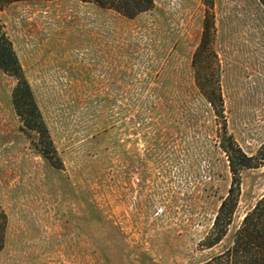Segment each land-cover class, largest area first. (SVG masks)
<instances>
[{
  "label": "rangeland",
  "instance_id": "1",
  "mask_svg": "<svg viewBox=\"0 0 264 264\" xmlns=\"http://www.w3.org/2000/svg\"><path fill=\"white\" fill-rule=\"evenodd\" d=\"M153 3L134 18L84 0L1 6L58 166L23 126L16 80L0 68V264H197L229 245L264 194V163L241 170L226 236L202 247L231 175L191 61L208 17L204 58L220 75L227 131L255 154L264 143V7Z\"/></svg>",
  "mask_w": 264,
  "mask_h": 264
},
{
  "label": "trees",
  "instance_id": "2",
  "mask_svg": "<svg viewBox=\"0 0 264 264\" xmlns=\"http://www.w3.org/2000/svg\"><path fill=\"white\" fill-rule=\"evenodd\" d=\"M17 0H0L2 5ZM93 1L102 8L111 9L125 17L134 18L149 10L153 0H84ZM264 7V0H258ZM209 5V3H208ZM211 27L205 19L200 41L194 51L191 66L194 70L193 81L198 93L210 107L214 117L218 149L225 156L231 175V182L226 195L222 198L214 215L211 227L204 239L202 247L213 248L222 242L238 203L240 192V172L243 169L258 167L264 163V143L255 154L248 155L238 145L233 136L228 133L224 116L223 100L220 85V75L216 69L209 72V64L204 58L208 50ZM216 65H214V68ZM0 68L12 75L16 83L12 89L11 100L14 110L23 126L34 132L46 144L40 148L42 155L55 167L52 153L56 150L42 118L32 89L23 73L12 42L0 25ZM52 152V153H51ZM61 164V163H60ZM7 217L0 205V249L4 243ZM197 264H264V194L244 215L240 226L234 231L228 246L217 254Z\"/></svg>",
  "mask_w": 264,
  "mask_h": 264
}]
</instances>
